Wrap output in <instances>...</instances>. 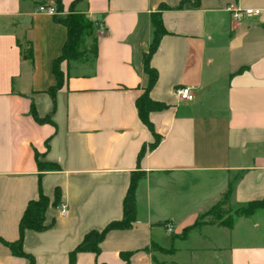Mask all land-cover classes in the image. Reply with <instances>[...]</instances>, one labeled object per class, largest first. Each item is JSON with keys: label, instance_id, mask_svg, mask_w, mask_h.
<instances>
[{"label": "crops", "instance_id": "obj_1", "mask_svg": "<svg viewBox=\"0 0 264 264\" xmlns=\"http://www.w3.org/2000/svg\"><path fill=\"white\" fill-rule=\"evenodd\" d=\"M72 1L63 0L58 18ZM181 1L77 0L74 9L94 22L85 46H95L96 56L60 63L64 81L53 102L52 64L66 28L37 10L53 0H0V264L27 263L7 244L18 239L19 220L39 190L50 201L47 227L26 230L22 248L34 264H68L87 232L122 217L136 171L144 176L135 221L107 232L98 254L77 253L75 264H264V208L234 216L230 229L204 225L173 238L229 183L230 209L264 197V0H200L176 9ZM162 4L171 9L160 12L166 32L150 59L158 77L149 93L164 105L149 114L161 141L137 160L153 142L135 100L147 83L150 15ZM229 8L258 12L235 20ZM182 86L191 88V101L178 98ZM31 107L50 121L36 122Z\"/></svg>", "mask_w": 264, "mask_h": 264}, {"label": "trees", "instance_id": "obj_2", "mask_svg": "<svg viewBox=\"0 0 264 264\" xmlns=\"http://www.w3.org/2000/svg\"><path fill=\"white\" fill-rule=\"evenodd\" d=\"M77 0H74L69 5V12L63 18H58L57 15L53 16L54 19L62 23L66 28V39L63 43L61 54L54 59L52 64V73L55 77V85L49 87L48 93L50 94L53 102L57 89L62 85L64 81V73L60 68V63L66 61L68 64L85 59L87 56L94 58L96 56V47L87 48L85 46V39L87 36L92 35L94 32V22L88 18L85 13L78 12L74 9V5ZM44 4V2H38ZM185 3H190L193 7H197L200 0L181 1L175 8L180 9ZM38 4V5H40ZM53 5L57 13L63 10V0H53ZM165 9H171L166 5H160L159 10L151 13V23L153 27L152 40L149 44L148 50L143 55V70L147 76V83L143 87L142 93L136 98L135 106L137 114L142 123L148 128L153 136V142L147 147L143 146L137 156L139 160L147 150L153 149L161 141V135L155 132L154 126L149 118L151 111L160 110L164 108L162 103L154 101L150 98L149 93L151 88L157 81V71L150 65V59L158 47L161 37L165 34L166 30L162 24L160 12ZM29 58H32V51L29 49L26 54ZM31 115L38 123H44L50 121V115L45 117H39L34 108L31 107ZM37 157V156H36ZM37 165L40 169L44 170H56L58 165L49 162L37 161ZM144 176V172L136 171L132 172L129 185L122 202V217L119 220L109 222L102 230H91L87 232L80 243H78L73 250L69 252L68 264H75L76 255L79 252H91L98 254L100 252V243L104 239L107 232L116 229H128L135 221L136 213V201H135V189L138 181ZM232 195V184L229 183L226 189L220 195V199L212 205L207 211L199 214L193 220L192 223L182 228L180 234L175 235L185 240L188 237L190 231L194 228H199L204 225H216L219 227H225L230 229L233 224L234 216H249L255 211L264 208V197L261 199L248 202L246 205L235 210L233 213L230 209V201ZM60 198V190L56 188L54 191L53 204H58ZM49 198L45 196L41 190L36 199L30 200L19 220L18 231L19 237L13 243H8V247L14 256L24 257L27 260L26 264H34V257L31 254L24 252L22 248L23 236L26 230L42 231L47 226L45 225V211L49 205ZM163 222L161 225H166ZM151 247L164 254L173 253L174 248H163L155 243L151 244Z\"/></svg>", "mask_w": 264, "mask_h": 264}, {"label": "built area", "instance_id": "obj_3", "mask_svg": "<svg viewBox=\"0 0 264 264\" xmlns=\"http://www.w3.org/2000/svg\"><path fill=\"white\" fill-rule=\"evenodd\" d=\"M37 10L40 13H44L50 16H55L58 13L55 10L54 5L50 4H40L37 6ZM231 17L235 20H239L246 15L256 14L258 10H250V9H240V8H229ZM176 94L178 98L182 101H191L193 99V92L190 87L182 86L176 89ZM167 232H172L173 227L170 224L165 225Z\"/></svg>", "mask_w": 264, "mask_h": 264}, {"label": "rangeland", "instance_id": "obj_4", "mask_svg": "<svg viewBox=\"0 0 264 264\" xmlns=\"http://www.w3.org/2000/svg\"><path fill=\"white\" fill-rule=\"evenodd\" d=\"M240 207H233V208H231V212L233 213L235 210H237V209H239ZM173 232V231H172ZM172 232H170V233H172Z\"/></svg>", "mask_w": 264, "mask_h": 264}]
</instances>
